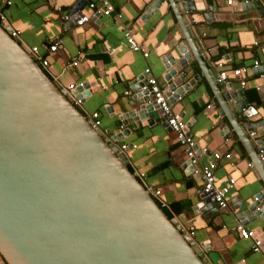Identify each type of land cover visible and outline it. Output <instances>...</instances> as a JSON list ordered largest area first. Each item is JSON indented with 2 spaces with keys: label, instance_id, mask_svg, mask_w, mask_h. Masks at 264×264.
<instances>
[{
  "label": "crops",
  "instance_id": "crops-1",
  "mask_svg": "<svg viewBox=\"0 0 264 264\" xmlns=\"http://www.w3.org/2000/svg\"><path fill=\"white\" fill-rule=\"evenodd\" d=\"M177 1L182 21L194 40L185 38L184 26L179 23L169 0L162 1L153 10L150 6L154 0H110L114 6L111 15L91 17L82 26L63 22L61 14L77 4L83 13L91 14V9L84 5L85 0H0V8L8 25L21 31L22 46L60 39L57 51L48 56L46 73L61 87L70 82L87 84L85 92L88 94L79 107L81 112L88 115L98 111L101 129L106 133L103 137L109 142L136 144L135 148L127 150L129 167L135 173H143L142 181L146 186L160 190L156 200L171 218L180 226H195L193 240L201 247V254L209 264H264V244L263 253L254 252L252 239L240 237L234 229L235 219L243 217L244 224L259 230L264 239V220L243 210L244 205L253 203L255 195L264 191V181L238 134L239 131L247 135L246 143L248 146L251 143L256 151L249 132L257 130L256 123L264 119V78L259 76L260 70H251L243 89L239 80L231 76L218 85L219 97L240 89L244 91L248 115L242 117L234 107L236 98L229 96L223 102L215 97L203 69L191 53L195 47L215 82L216 61L221 60L224 67L230 69L250 66L255 58H262L264 0H249L250 6H245L244 0L237 3L232 0L231 4L227 0H194V4L189 5L193 8L190 11L181 8L180 0ZM115 13H121V18ZM126 28L133 31L135 39L148 51L147 57L129 48L123 35ZM181 51L190 56L178 72H182V83H188L189 88L179 87L180 99L171 96L172 109L180 111L183 118L192 123L191 133L198 146L208 149L206 155L199 156V164H205L209 153L214 151H230L234 161L231 166L228 160H223V167L215 172L217 186L226 176L235 178L227 194L228 211L219 209L209 218L196 207L201 205L196 188L202 179L188 174L182 167L186 161L185 150L169 126L163 125L164 117L155 110L143 122L124 117L132 109L136 78L149 67L157 79L164 82L170 66L183 59ZM77 55V65H68ZM166 59L170 61L169 67H166ZM262 70L264 72V67ZM126 89L130 91L128 94H125ZM228 114L236 116L238 131L230 124ZM120 123L126 128L124 134L118 132ZM259 128L263 130V126ZM253 155L258 157L257 153ZM260 205H264V193Z\"/></svg>",
  "mask_w": 264,
  "mask_h": 264
},
{
  "label": "water",
  "instance_id": "water-1",
  "mask_svg": "<svg viewBox=\"0 0 264 264\" xmlns=\"http://www.w3.org/2000/svg\"><path fill=\"white\" fill-rule=\"evenodd\" d=\"M162 1L154 0L150 9ZM169 1L186 28L178 1ZM180 4L190 11L194 0ZM184 27L187 41L194 40ZM191 53L215 97L223 102L236 98V111L246 117L244 91L219 97L220 83L208 73L195 47ZM181 54L183 59L164 77L169 83L166 94L173 92V97L181 92L180 86L189 88L178 72L190 56ZM134 88L139 91L137 85ZM149 99L134 96L124 117L143 122L153 110L162 115L161 109L147 103ZM227 117L238 131L236 116ZM161 121L167 125L165 118ZM255 127L264 133V119ZM238 134L264 181V162L253 155L248 136ZM128 164L127 152L118 151L91 126L65 90L0 23V264H209L201 247L180 231ZM244 206L248 212L259 206L254 213L264 220V205ZM196 207L205 218L218 210L209 198H201Z\"/></svg>",
  "mask_w": 264,
  "mask_h": 264
},
{
  "label": "built area",
  "instance_id": "built-area-1",
  "mask_svg": "<svg viewBox=\"0 0 264 264\" xmlns=\"http://www.w3.org/2000/svg\"><path fill=\"white\" fill-rule=\"evenodd\" d=\"M248 1L249 0H244L245 3H247ZM231 2L232 0H227L228 4H231ZM84 5L91 9V14L83 13L81 9H71L61 14L62 21L66 23H72L75 26H82L89 22L91 17H95L98 15L109 16L114 11V6L110 2V0H85ZM115 15L116 17L121 18V13H115ZM0 23L3 27L10 29L11 37L19 41L21 31L18 28H12L10 25H8L7 18L1 8ZM123 35L127 45L131 50L142 52L144 57L148 56V51H146L143 45L135 39L134 33L131 29L126 28ZM59 44L60 39L52 38L48 41H42L40 44L31 45L26 51L32 56L35 62H37L42 68H45L48 65V56L51 53L57 51ZM78 60L79 55H77L76 58L70 60L68 65H77ZM166 64L170 65V61L168 59H166ZM214 64L218 68L216 74V81L218 83H224L228 81L229 77L231 76L239 80L240 87L243 89L247 84L246 78L251 70H260L259 76L261 78H264V72L262 70V68L264 67V56L262 58H255L250 66H241L226 69L221 60L216 61ZM140 76L141 78H138V76L135 80V85L138 86L139 91L135 90L134 96L137 97L138 94H141V96L152 98L149 99L147 103H153L159 109H161V114L165 118L167 125L169 126L171 131L174 132L179 145L182 146L185 150V169L187 173L192 176L200 177L202 179L201 184L196 188L197 195H199L200 198H209L211 201H214L217 205L218 210L223 209L228 211L229 204L227 200V194L234 186L235 178L232 176H226L223 180V183L217 186L215 172L223 167V160H228V163L231 166L234 165V161L231 160V152H210L207 162L205 164H199V156L206 155L208 153V149L207 147L198 146L194 135L191 132L189 133L188 121L183 118V115L180 111L172 109V105L169 99L171 96H173V92H170V94H166L169 83L166 80L164 82H160L149 67H146ZM140 82L141 85L139 84ZM62 88L65 90L67 98H69V100L79 108L83 103V100L85 98V90L87 89L84 85V82H70ZM256 88L259 89V85H256ZM129 92L130 91L128 89L125 90V94H128ZM174 98L180 99V94H178ZM86 116L88 117L89 122L93 128L99 129L102 136L103 134H106L105 131L101 129V120L99 118L98 111H91ZM125 129L126 128L124 127V123H120L118 132L120 134H124ZM257 131L258 130L256 129L251 130L249 132V136L253 138L256 144V153L258 158L264 162V133L259 134ZM226 140H229V137H226ZM107 142L109 141L107 140ZM118 142L119 141L110 143L117 145L118 151L123 153H126L128 148L130 147H136L135 143L127 144L124 142ZM251 164V162H248V166H251ZM136 175L140 180H143V173H136ZM146 187L152 191V194L155 198L159 195V189H153L149 186ZM262 192L254 196L253 202H258L260 204L264 193ZM257 210H259V206L256 207L255 211ZM255 211H253L252 213H254ZM234 222V229L239 233L240 237L252 239V251L263 253L264 239L261 233L254 228L247 227L244 224L243 217L235 219ZM180 227V231L183 234H186L193 239L195 234L194 225H182Z\"/></svg>",
  "mask_w": 264,
  "mask_h": 264
},
{
  "label": "trees",
  "instance_id": "trees-1",
  "mask_svg": "<svg viewBox=\"0 0 264 264\" xmlns=\"http://www.w3.org/2000/svg\"><path fill=\"white\" fill-rule=\"evenodd\" d=\"M130 170L133 171L131 168H130ZM156 201H157V200H156ZM157 203L160 205V207L163 209V211L167 214V216H168L169 218H171V216H170V214L168 213V211L166 210V208H165L164 206H162L158 201H157Z\"/></svg>",
  "mask_w": 264,
  "mask_h": 264
},
{
  "label": "rangeland",
  "instance_id": "rangeland-1",
  "mask_svg": "<svg viewBox=\"0 0 264 264\" xmlns=\"http://www.w3.org/2000/svg\"><path fill=\"white\" fill-rule=\"evenodd\" d=\"M24 47H25V49L27 50L29 46H28V45H24Z\"/></svg>",
  "mask_w": 264,
  "mask_h": 264
}]
</instances>
